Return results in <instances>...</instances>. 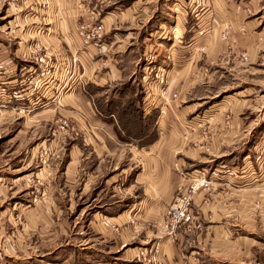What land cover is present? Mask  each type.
I'll list each match as a JSON object with an SVG mask.
<instances>
[{"label": "rangeland", "instance_id": "1", "mask_svg": "<svg viewBox=\"0 0 264 264\" xmlns=\"http://www.w3.org/2000/svg\"><path fill=\"white\" fill-rule=\"evenodd\" d=\"M104 3L78 25L103 22L106 31L104 52L92 48L85 69L96 75L122 59L124 81L87 78L70 54L75 72L57 96L45 95L53 80L36 110L26 101L25 114L0 111V264H264V185L249 189L241 209L213 179L191 202L192 228L166 227L168 208L200 172L241 177L245 165L264 174V0H154L147 23L114 30ZM31 8L0 0V72L14 68L8 58L56 59L33 46L34 25L23 18ZM6 37L14 41L5 52ZM54 60L61 73L68 62ZM125 85L141 112L130 119L104 111ZM229 208L236 215L220 220Z\"/></svg>", "mask_w": 264, "mask_h": 264}, {"label": "crops", "instance_id": "2", "mask_svg": "<svg viewBox=\"0 0 264 264\" xmlns=\"http://www.w3.org/2000/svg\"><path fill=\"white\" fill-rule=\"evenodd\" d=\"M120 1L122 0H105V3L101 2L100 0H30V2L32 3V12L27 11L26 14L28 15L25 14L23 18L24 22H29L31 25H34V30L32 31L34 35L33 42L35 41L36 43L33 46L40 47L41 49L49 52V55H51V53L53 52V54L56 56L55 60L51 58V56H48L47 54L46 55L52 60L57 61V64L69 62L70 59H67V56H69L70 54H78L79 61L82 63V66H84L85 76L87 74L90 75L87 78L95 76L93 77V79H95L96 82L102 80L106 84H113L124 81V77L127 75V73L125 72V68H123L121 64L122 59L118 60L116 58L115 61H111L110 69H105L103 73H101V70H99L97 73H95L96 75H94V72H92L91 75L87 71L90 70L88 69V67L93 65V57L94 55H96V52H93L91 47L85 46L84 42L77 36V29L81 21L86 20L90 17L91 14L95 13L98 3H104L106 5L104 6L105 10L107 11L106 13H104L103 18L107 22L108 30H114V28H120L122 27V25L125 26L126 24L141 26L143 23L142 21L146 20L147 23L148 20L153 17L149 4L154 0H136L131 2V5L128 7H125L123 4L119 3ZM115 4H117L116 7L109 10V7H113L115 6ZM101 9L103 10V6ZM102 10L98 9L97 12L99 13V15ZM177 26L176 29H174L175 31L178 29ZM134 30L136 29L134 28ZM129 34L133 37L135 33L130 32ZM130 38L131 37H129L128 39ZM120 39L126 44V41L123 38ZM120 39L117 38L115 42L121 41ZM147 39L149 38L145 37L144 42H147ZM13 41L14 40L12 38L6 37L5 42L2 43L5 52L6 49L11 48V46L13 45ZM166 41L170 42L169 39ZM125 44H118L117 51H120L121 54L125 51ZM19 45H21V42L19 43ZM106 46L109 47L108 44ZM174 46L175 44L171 45L170 48H173ZM102 51L104 52V48ZM29 55L30 54H26L25 56L23 55L24 57L19 58L20 62H14L11 60L7 62V60L9 59L8 58L6 59V65L8 64L9 66L16 68H25L27 70L28 76L34 78L35 76L40 74L41 69L39 68L38 64L36 65L33 61L28 59ZM8 65L6 66V68H8ZM86 65L88 67H86L85 69ZM79 75H81V72L79 73ZM61 86L62 85L60 78V82L57 83L56 86H49L46 89L45 95H47L49 92H52L53 97L57 96V93H54L55 89L58 90L61 88ZM39 91L37 97L40 96ZM59 97L57 98V101L55 100V107L58 104ZM65 97L69 98L70 95L64 96L63 99ZM248 158H251V156H246L243 162H245ZM246 168H248V166L244 165L241 177H233L229 174H223L221 173V169H215L212 172L213 174L222 175L218 179H215V177L213 179L222 182L221 185H227L226 189H223L229 191L227 194H231V207L239 206V208L241 209H247L250 205V195L247 194L249 189H255L256 187L259 188L264 185V174L251 172L250 170L246 171ZM222 201L225 200L223 199ZM217 208L221 209L220 205ZM229 209L230 211H232L230 212V214L227 213L228 211L223 212V214H219L220 220L227 219L226 217L229 215H236L233 214V210L231 208ZM132 210L133 209H131V211ZM249 211L250 210H247V214L244 216L239 215L238 221H241L243 226L246 224H250L251 216L249 214ZM218 212L222 213L221 210H218ZM256 216L258 217L259 214H257ZM219 222L221 221H218V223L216 224V228H222V230H218L220 231L219 234L221 236L228 235V230H224L226 228L225 225ZM216 233L217 231L214 234L216 235Z\"/></svg>", "mask_w": 264, "mask_h": 264}, {"label": "built area", "instance_id": "3", "mask_svg": "<svg viewBox=\"0 0 264 264\" xmlns=\"http://www.w3.org/2000/svg\"><path fill=\"white\" fill-rule=\"evenodd\" d=\"M106 31L103 22L99 24H94L93 22H84L78 30L77 36L87 44V46L99 50L104 46V37ZM48 58V57H47ZM30 60V58L28 57ZM33 62L41 69L39 75L31 78L27 74L25 68H16L6 72H0V111L15 110L20 113H27L29 109L23 108L25 102H28L29 108H38L41 102V96L37 97L39 90L43 89L44 85L49 84L50 81L54 80V85L61 83V89L64 88L65 84H68L74 75L75 69L71 60L64 64V69L61 73L57 70L56 65L52 62L51 58L45 59L43 57H35L32 59ZM71 69H74L73 71ZM29 73V72H28ZM60 75V78L57 76ZM45 89V88H44ZM56 91V90H55ZM58 98V97H57ZM33 99H35L33 101ZM26 106V105H25ZM65 132H68L69 125L67 122L62 124L60 127ZM231 170V169H230ZM226 170L225 174H234L232 170ZM224 171V170H223ZM237 173V172H236ZM198 179L195 182V186L188 194H183L179 197L173 205H171L167 210V221L166 227L173 233H175L179 228L186 227V229L192 228L193 215L191 202L200 193L207 191L211 188L213 184V178L208 177L205 172H200Z\"/></svg>", "mask_w": 264, "mask_h": 264}, {"label": "trees", "instance_id": "4", "mask_svg": "<svg viewBox=\"0 0 264 264\" xmlns=\"http://www.w3.org/2000/svg\"><path fill=\"white\" fill-rule=\"evenodd\" d=\"M124 92H120L122 94H118L119 97L121 98L120 100H112L110 102L107 103V105H104L105 109L104 111H106L108 109L109 113H116L123 116V119H130L129 115L131 116L133 114H140V109L137 107L136 101L134 100V92H135V88H133V86L131 85V87L129 85H125L123 86ZM133 93V96L131 97V94ZM121 95V96H120ZM125 99H124V98ZM120 110V113H117V111ZM107 113V112H106ZM127 122V120H125ZM126 130V128H125ZM129 131V130H127ZM122 137V136H121Z\"/></svg>", "mask_w": 264, "mask_h": 264}, {"label": "bare ground", "instance_id": "5", "mask_svg": "<svg viewBox=\"0 0 264 264\" xmlns=\"http://www.w3.org/2000/svg\"><path fill=\"white\" fill-rule=\"evenodd\" d=\"M190 188V187H189Z\"/></svg>", "mask_w": 264, "mask_h": 264}]
</instances>
